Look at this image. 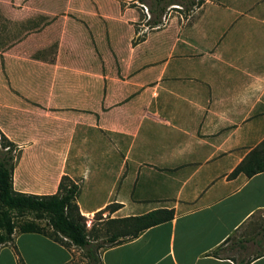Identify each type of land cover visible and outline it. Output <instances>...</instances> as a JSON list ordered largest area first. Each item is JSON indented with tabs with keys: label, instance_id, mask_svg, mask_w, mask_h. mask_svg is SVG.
Listing matches in <instances>:
<instances>
[{
	"label": "crops",
	"instance_id": "crops-1",
	"mask_svg": "<svg viewBox=\"0 0 264 264\" xmlns=\"http://www.w3.org/2000/svg\"><path fill=\"white\" fill-rule=\"evenodd\" d=\"M22 1L4 23L26 36L0 48V131L20 151L13 189L52 194L66 175L82 214L173 210L102 249V264H264V171L228 176L264 140V0H203L139 31L137 13ZM95 61L109 66L96 87ZM126 186L135 199L111 194ZM83 189L106 197L83 206ZM74 247L15 229L0 264H75Z\"/></svg>",
	"mask_w": 264,
	"mask_h": 264
},
{
	"label": "trees",
	"instance_id": "trees-1",
	"mask_svg": "<svg viewBox=\"0 0 264 264\" xmlns=\"http://www.w3.org/2000/svg\"><path fill=\"white\" fill-rule=\"evenodd\" d=\"M162 12L156 14L158 19L147 21V24H158ZM0 139L5 148L0 151V246L12 242L15 229L21 232H37L65 245L78 247L83 251L88 264H102L97 253L99 249L135 237L146 228L173 217L172 209L157 208L140 215L110 218L107 220L109 226L107 228L113 225L114 229L106 239V246L98 244L88 238L84 215L80 213L75 201L79 193L78 184L63 175L57 191L52 194L39 195L14 190L12 185L14 143L2 132ZM261 171H264V140L253 147L228 176L232 178L244 173L250 177ZM119 206L121 204L112 203L106 208L112 212ZM24 216L28 219L23 220ZM41 220L45 221L44 225L38 223ZM48 227L50 229H46ZM17 262L24 264L19 256Z\"/></svg>",
	"mask_w": 264,
	"mask_h": 264
},
{
	"label": "rangeland",
	"instance_id": "rangeland-1",
	"mask_svg": "<svg viewBox=\"0 0 264 264\" xmlns=\"http://www.w3.org/2000/svg\"><path fill=\"white\" fill-rule=\"evenodd\" d=\"M0 0V48H4L5 45L11 42L19 41L26 36L25 30L20 29L18 25L12 24V26L6 28L4 20L6 19V14L12 13L23 4L22 0ZM192 1V2H191ZM203 0H32L27 2L31 6V9H44L48 11H61L67 10V8L73 9L72 7L76 8H84V9H95L99 12L109 14L111 16H119L120 10L126 11L128 13H137V18L135 20V27H137V31L143 28L142 24L151 28L155 25H148L147 21H152L153 19H158L156 15L160 11L162 12L160 16V23L158 26L165 24V19L167 14L172 11H179L180 13L190 12L193 9L201 4ZM12 7V9H11ZM70 7V8H69ZM173 12V13H174ZM125 13V12H124ZM107 29L112 31L113 34L116 35L120 33L123 29H119V25L113 20H108L105 24ZM114 35V36H115ZM139 37L134 42H138ZM52 53V50H50ZM93 67L95 68V80L94 85L95 87L100 85V76L97 74H105L109 66L108 64L95 61ZM117 67H113V69ZM69 69V73H73V69ZM121 70V68H120ZM72 77V75H71ZM59 84V83H57ZM56 84V85H57ZM72 82L61 83L60 85H72ZM1 132V131H0ZM3 133V132H2ZM4 134V133H3ZM5 135V134H4ZM8 139V138H7ZM9 140V139H8ZM5 148L2 146V140L0 139V151H3ZM13 152L15 157L19 155L20 151L17 150L15 144L13 145ZM130 163H127V171H129ZM93 169V168H92ZM99 173L94 174L96 178H101V171ZM106 178V175H103ZM112 179V178H110ZM116 190V191H115ZM111 194L118 191L123 198L128 199H135L137 197V188L136 189H129L128 186L123 187V189H110ZM92 199H91V198ZM106 197V189H99V192L96 195H92V193L88 189H83L81 194L78 196V200L80 201L83 206L89 203L95 204L100 202L102 199ZM112 199V197H111ZM108 209L106 208L104 212H93V213H85L81 214L84 215V222L87 229V236L90 240L97 242L103 246H106V239L112 233L114 229L113 225L110 228L107 224V220L110 219V214L108 213ZM137 210V206H136ZM28 219L27 216L22 218ZM40 225H44L45 221L41 220L38 221ZM46 229H50L49 227ZM76 252H78L74 258L75 264H88L87 258L84 256L83 251L78 247H74ZM102 250L99 249L97 253H100Z\"/></svg>",
	"mask_w": 264,
	"mask_h": 264
}]
</instances>
